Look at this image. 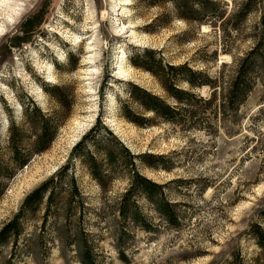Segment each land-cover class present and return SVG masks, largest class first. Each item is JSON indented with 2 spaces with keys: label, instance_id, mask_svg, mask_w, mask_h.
<instances>
[{
  "label": "rangeland",
  "instance_id": "rangeland-1",
  "mask_svg": "<svg viewBox=\"0 0 264 264\" xmlns=\"http://www.w3.org/2000/svg\"><path fill=\"white\" fill-rule=\"evenodd\" d=\"M216 1L232 14L249 0ZM253 1L244 19L235 18L237 30L225 27L229 36L218 25L213 29L178 18L174 6L165 2L148 6L141 0L11 1L12 9L0 13L2 153L6 120L11 117L3 103L17 120L21 102L31 101L49 116L59 112L62 120L48 149L8 179L0 200V228L18 212L26 195L68 162L97 118L132 155L173 153L175 164L169 171L147 168L137 159L134 163L140 175L166 185L164 198L175 204L181 226H171L155 202L144 199L136 202L137 207L154 231L147 232L132 220L121 225L113 206L128 181L115 179L102 190L74 162L73 171L89 203L84 225L73 210L69 221L51 214L42 228L40 210L24 220L15 248L11 244L0 248V264H82L81 238L88 241L95 264H264V247L251 228L258 225L264 232V74L255 77L252 94L237 113L240 124L220 127L217 138L164 122L139 128L119 115L127 82L164 96L153 76L130 64L132 50L159 52L166 64L188 63L208 76L231 75L232 58H241L257 37L264 36V0ZM223 64L229 68L222 70ZM41 84L68 87L69 109L60 108ZM196 92L203 98L211 93L207 87ZM82 230L85 236H80Z\"/></svg>",
  "mask_w": 264,
  "mask_h": 264
},
{
  "label": "trees",
  "instance_id": "trees-1",
  "mask_svg": "<svg viewBox=\"0 0 264 264\" xmlns=\"http://www.w3.org/2000/svg\"><path fill=\"white\" fill-rule=\"evenodd\" d=\"M141 1L148 6L170 3L174 6L178 18L195 22L197 25L209 24L213 29H216L218 25L226 36L229 34L225 27L229 25L233 30H237L238 24L235 23V18L244 19L249 13L251 3L254 2L246 1L236 13L231 14L227 13V5L223 6L216 0ZM221 7L224 10L221 11ZM261 24L264 25V16L261 17ZM263 37H257L251 50L241 58H232L235 70L227 78H224L225 76L221 73L214 77L208 76L203 71L193 70L188 63L166 64L161 54L153 50H132L134 53L130 52V64L153 76L159 82L164 96H156L138 85L127 82L126 97L119 102V115L139 128H149L164 122L181 131L197 130L204 132L210 138H217L220 127L224 128L226 124L227 126L240 124L242 117L237 113L252 94L257 82L255 77L264 74ZM225 49L224 52H228L227 46ZM221 67L222 70L229 68L224 64ZM107 81L108 78L104 81L102 88L104 85L107 86ZM181 84H185L186 88L181 87ZM203 87L211 91L208 98H203L196 92ZM41 89L49 96L51 95L64 111L69 109L68 87L41 84ZM168 100H171L175 106L170 105ZM3 105V110L11 117L9 116L6 120V152L2 153L0 148V200L8 187V179L22 169L34 155L48 149L54 141L62 120L59 112H53V115L49 116L32 101L28 105L21 102L20 119L17 120L9 106L5 103ZM30 139L32 143L27 144V140ZM25 144L28 146L25 147ZM172 154L132 155L120 139L97 118L93 127L73 148L68 162L26 195L18 212L0 228V248L10 244L12 248H15L24 233V220L31 218L40 210L43 211L42 228L45 227L51 214H60L69 221L73 210L79 214L80 226L84 225L83 216L89 210V203L86 196L82 194L73 171L74 162L82 165L102 190H106L108 184H112L115 179L128 181L129 185L125 192L113 206L120 216L121 225L132 220L143 230L154 231L152 225L146 220L147 216L143 215L137 207L136 202L144 199L148 202L154 201L158 212L171 226L180 227L181 218L174 210L175 204L168 203L164 198L163 189L166 185L160 186L140 175L134 163L137 159L147 168L169 171L175 164L170 157ZM204 189L205 186L201 192ZM251 228L257 243L264 247V232L260 226L255 225ZM79 234L85 236L83 230ZM80 248L82 264H95L87 240L81 238Z\"/></svg>",
  "mask_w": 264,
  "mask_h": 264
},
{
  "label": "bare ground",
  "instance_id": "bare-ground-1",
  "mask_svg": "<svg viewBox=\"0 0 264 264\" xmlns=\"http://www.w3.org/2000/svg\"><path fill=\"white\" fill-rule=\"evenodd\" d=\"M11 1L12 0H6L5 2L1 3L0 5L4 6L5 8H3L2 6L0 7V13L4 14L6 12L7 9H12L11 8ZM204 29V28H203ZM259 192V191H258ZM259 194V193H258Z\"/></svg>",
  "mask_w": 264,
  "mask_h": 264
}]
</instances>
